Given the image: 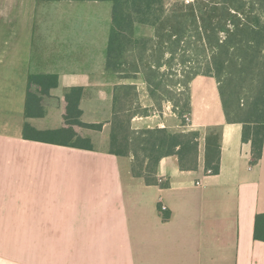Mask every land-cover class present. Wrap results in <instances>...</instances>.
<instances>
[{
  "label": "crops",
  "instance_id": "obj_1",
  "mask_svg": "<svg viewBox=\"0 0 264 264\" xmlns=\"http://www.w3.org/2000/svg\"><path fill=\"white\" fill-rule=\"evenodd\" d=\"M62 3L0 0V264H264V242L253 239L255 217L264 214V139L253 164L242 125L225 122L214 81L199 78L190 89V113L206 98L215 116L207 123L195 114L186 125L200 133L197 169L181 171L176 157L163 158L156 172L163 186L134 178L131 158L23 139L29 90L43 93L45 112L57 110L59 129L64 94L81 89V122L107 131L113 90L134 84L149 109L133 117L134 129H182L171 103L150 109L142 80H119L107 67L111 13L100 32L99 18L54 14L75 8ZM88 3L96 9L101 2ZM94 99L108 108L105 118L89 111ZM46 117L28 123L55 130L37 123ZM213 127L220 133L215 175L204 166L205 133Z\"/></svg>",
  "mask_w": 264,
  "mask_h": 264
},
{
  "label": "trees",
  "instance_id": "obj_2",
  "mask_svg": "<svg viewBox=\"0 0 264 264\" xmlns=\"http://www.w3.org/2000/svg\"><path fill=\"white\" fill-rule=\"evenodd\" d=\"M36 1L109 3L107 67L119 80H142L152 103L150 109L172 104L181 121L179 131L134 129L133 117L147 116L149 109L139 104L134 84L117 85L113 90L106 152L131 158L134 178L147 185H161L157 166L166 157H176L181 171L197 169L200 133L187 128L184 117L190 113L191 84L199 78L214 81L225 122L242 125V142L251 145L252 163L260 161L264 139V0ZM42 94L27 92L23 139L94 150L81 131H98L101 125L81 122V89L67 90L62 126L49 131H36L26 122L44 116ZM204 166L206 172H219L220 133L215 127L205 133ZM253 239L264 242V214L255 217Z\"/></svg>",
  "mask_w": 264,
  "mask_h": 264
},
{
  "label": "rangeland",
  "instance_id": "obj_3",
  "mask_svg": "<svg viewBox=\"0 0 264 264\" xmlns=\"http://www.w3.org/2000/svg\"><path fill=\"white\" fill-rule=\"evenodd\" d=\"M188 1H186L187 3ZM52 4L50 5H54V7H57L58 5H63V7H65L67 5V3H58V2H50ZM72 5L75 6V8H73V10H65L64 13L59 12L57 10H54V14H59L62 16H65L67 19H69L70 17H72L73 20H80V21H85L87 19H91L90 17L93 18H99L100 21V25L98 26V29L100 32H105V30L107 29L105 26V20L106 17H108L107 12L111 13V6L109 3H100L99 4V8L94 9L93 6H91L90 3L88 2H73ZM47 9V8H46ZM54 9V8H53ZM69 17V18H68ZM96 20V19H95ZM98 32L97 29H94V32ZM107 31V30H106ZM10 66L9 63H5L4 67ZM207 86V85H206ZM6 95H8V93H6ZM10 95H14L15 93H10ZM211 96L209 97V100H211ZM11 102H15L14 100H10ZM95 101V102H94ZM106 101V100H104ZM7 103H9L8 100H6ZM91 105V109H89V111H92V114L94 115V117H98L97 113L100 112L102 114V116L105 118L108 114V108L105 106V104H100L96 102V100L94 99L93 101L88 102ZM200 105V107L198 108L197 113H189L186 116L189 118V122L185 120V125L188 124L190 127L191 125L194 123V119H195V115L197 117H200V120L202 122H211L213 121V119L215 118L214 116V109H206L205 108V103H206V98H204L202 101L198 102ZM10 104H16L15 103H10ZM107 105V104H106ZM15 110V107H13V111ZM46 118H43L41 120H38V124L44 128H48V129H55L58 126L59 123V113L57 112V110L55 109H47L46 110ZM89 116V114L87 113V115H85L84 119H87ZM22 117V116H21ZM31 119H35V118H31ZM28 119L26 120V122L30 123L33 125V123L36 121L35 120H31ZM28 123V124H29ZM15 125V124H14ZM14 125L13 128L10 131H7L9 134H12V132H14ZM187 126V127H189ZM209 129V128H208ZM102 129H100L99 131H95L97 133H95L94 135L92 134V136L89 138L91 140V143L93 145L94 148L96 149H103V150H107V148L109 147L108 141H107V136H108V132L105 131H101ZM122 168H124V166H122Z\"/></svg>",
  "mask_w": 264,
  "mask_h": 264
},
{
  "label": "built area",
  "instance_id": "obj_4",
  "mask_svg": "<svg viewBox=\"0 0 264 264\" xmlns=\"http://www.w3.org/2000/svg\"><path fill=\"white\" fill-rule=\"evenodd\" d=\"M184 119H185L186 121L189 122V118H188L187 116H185ZM186 125H187V124H186ZM158 127H159V128H164V126H158ZM207 173H210V171H208ZM159 182H161V180H159ZM199 184H200L199 182L196 183V185H199ZM160 210H161V211L166 210L165 206L161 205V206H160Z\"/></svg>",
  "mask_w": 264,
  "mask_h": 264
}]
</instances>
